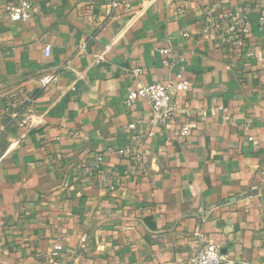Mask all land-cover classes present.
<instances>
[{
	"label": "crops",
	"instance_id": "obj_1",
	"mask_svg": "<svg viewBox=\"0 0 264 264\" xmlns=\"http://www.w3.org/2000/svg\"><path fill=\"white\" fill-rule=\"evenodd\" d=\"M20 1L0 0V264H195L205 243L264 264V0L245 34L240 0H28L11 20ZM178 73L148 136L149 100L124 101Z\"/></svg>",
	"mask_w": 264,
	"mask_h": 264
},
{
	"label": "built area",
	"instance_id": "obj_2",
	"mask_svg": "<svg viewBox=\"0 0 264 264\" xmlns=\"http://www.w3.org/2000/svg\"><path fill=\"white\" fill-rule=\"evenodd\" d=\"M241 5L240 8L231 14L232 21L239 25L243 34L248 32L247 19L248 12L258 0H240ZM120 4V0L112 1V8L117 7ZM5 12L8 14L11 20L21 21L27 20L32 16L31 12V4L28 0H21L16 5H6ZM81 47H84L82 44ZM44 51L46 55L51 53V45L47 44L44 47ZM162 52L165 54L170 53V48L162 49ZM165 63L169 65H173L172 61L169 59L165 60ZM66 67L75 71L74 68L70 65ZM141 72V68L135 69V74ZM53 76H42L40 78L42 87L48 86L52 81ZM191 87V82L183 77L181 73L177 74V81L174 83H149L146 85H142L140 88L131 91L126 99L125 104L127 106L133 105L136 100L139 98H147L151 103L152 114L148 120V123L151 125L152 129L147 133L148 136L154 135V128L158 126H163L175 115L178 106L176 102L177 96L183 92L188 90ZM229 115H224V119H229ZM128 128L134 129L136 127V122L129 123L127 125ZM192 134V126L189 123L184 124L178 134V138L181 141L187 140V138ZM142 135L136 134L134 138H139ZM120 153L127 154L131 157H135L139 160L141 165H145L148 162V154L145 151L135 150L132 148L120 149ZM104 160V156L99 154L96 156L93 166L96 168L99 167L100 163ZM62 246L60 244H56L54 246L53 255L57 256L61 251ZM195 264H254L250 260H242L241 262H237L233 259L226 258L223 254L221 248L214 243H205L197 252L194 257ZM133 264H141V262H135Z\"/></svg>",
	"mask_w": 264,
	"mask_h": 264
},
{
	"label": "water",
	"instance_id": "obj_3",
	"mask_svg": "<svg viewBox=\"0 0 264 264\" xmlns=\"http://www.w3.org/2000/svg\"><path fill=\"white\" fill-rule=\"evenodd\" d=\"M258 193V189H253L251 191H248L244 194H240V195H237V196H234L232 198H230L232 201H235V200H239V199H242L244 197H247L249 195H253V194H257Z\"/></svg>",
	"mask_w": 264,
	"mask_h": 264
}]
</instances>
